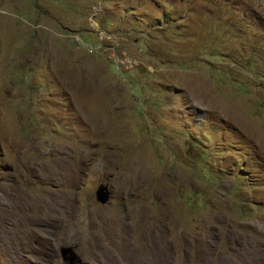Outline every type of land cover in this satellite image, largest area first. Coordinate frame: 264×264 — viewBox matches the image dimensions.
<instances>
[{"label": "rangeland", "instance_id": "374dc122", "mask_svg": "<svg viewBox=\"0 0 264 264\" xmlns=\"http://www.w3.org/2000/svg\"><path fill=\"white\" fill-rule=\"evenodd\" d=\"M0 264H264V0H0Z\"/></svg>", "mask_w": 264, "mask_h": 264}, {"label": "water", "instance_id": "95a60500", "mask_svg": "<svg viewBox=\"0 0 264 264\" xmlns=\"http://www.w3.org/2000/svg\"><path fill=\"white\" fill-rule=\"evenodd\" d=\"M95 200L98 204L104 206L110 201V190L107 185H99L95 191Z\"/></svg>", "mask_w": 264, "mask_h": 264}]
</instances>
